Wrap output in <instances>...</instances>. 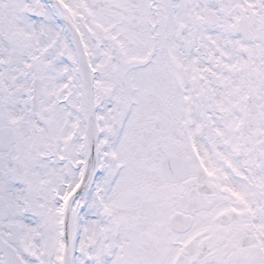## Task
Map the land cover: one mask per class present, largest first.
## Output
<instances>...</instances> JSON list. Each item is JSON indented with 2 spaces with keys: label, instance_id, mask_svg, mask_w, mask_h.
Instances as JSON below:
<instances>
[{
  "label": "snow or ice",
  "instance_id": "6c2138e0",
  "mask_svg": "<svg viewBox=\"0 0 264 264\" xmlns=\"http://www.w3.org/2000/svg\"><path fill=\"white\" fill-rule=\"evenodd\" d=\"M0 264H264V0H0Z\"/></svg>",
  "mask_w": 264,
  "mask_h": 264
}]
</instances>
